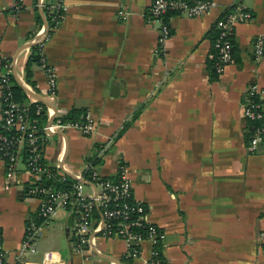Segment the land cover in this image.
I'll return each instance as SVG.
<instances>
[{
	"label": "crops",
	"instance_id": "crops-1",
	"mask_svg": "<svg viewBox=\"0 0 264 264\" xmlns=\"http://www.w3.org/2000/svg\"><path fill=\"white\" fill-rule=\"evenodd\" d=\"M49 1L63 9L42 46L57 81L53 102L45 99L47 72L41 64L32 65V82L25 78L30 45L41 29L48 31L44 7ZM212 1L216 6L207 15L169 17L171 35L162 57L155 53L159 25L149 16L151 0H23L18 10L14 0H0V63L6 61L26 97L42 101L51 117L72 108L90 112L94 132L54 133L44 147L45 161L73 174L81 168L73 164L92 160L108 178L123 168L133 197L166 235L167 264H264L259 238L264 146L248 149L249 123L243 115L251 85L264 100V51L259 58L254 54L255 40L264 37V0ZM236 2L251 19L235 26L237 61L211 78L207 33ZM1 108L0 96V115ZM18 175L28 176L23 164ZM83 184L84 192L98 189L91 180ZM39 203L21 186L9 187L0 157V231L8 264H15ZM68 215L59 209L43 225L35 252L21 256L23 264H144L147 242L143 255L133 260L124 256L127 244L115 237L98 238L92 253L74 252ZM60 221L65 240L49 231Z\"/></svg>",
	"mask_w": 264,
	"mask_h": 264
},
{
	"label": "built area",
	"instance_id": "built-area-1",
	"mask_svg": "<svg viewBox=\"0 0 264 264\" xmlns=\"http://www.w3.org/2000/svg\"><path fill=\"white\" fill-rule=\"evenodd\" d=\"M23 0H14L16 10L22 7ZM216 4L212 0H196L188 4L181 0H151L149 16L159 25L156 54L165 57L166 41L171 35L168 21L164 14L169 9H175L179 15L185 17H200L211 13ZM230 13L224 20L218 21L220 35L215 44L219 48L216 57L215 71L221 74L224 68L233 63L228 41L222 37L232 35L235 26L241 21L251 19V13L240 3H233ZM63 16V15H62ZM45 29H41L37 36V43L43 46L47 38ZM42 51V50H41ZM264 51V37H259L254 43V54L259 58ZM208 58L212 54L208 53ZM1 62V61H0ZM40 64L47 72V89L45 99L53 102L57 98V81L53 70L46 64L42 55ZM4 69L0 76V96L2 111L0 115V157L6 163V175L9 187L21 186L27 196L39 199V207L34 216L26 224L24 236L20 244L15 264H23L22 255L34 253L36 242L41 234L43 225L48 222L59 209H64L73 215V225L70 234L74 252L92 253L97 248L98 238H119L127 244L125 258L133 260L143 255L144 243L150 245L149 252L144 258V264H167L162 247L165 240L164 231L155 223L148 220L144 204L133 197L131 180L120 169L113 178L103 177L96 170L94 161L84 162L82 167L69 174L51 166L44 159V145L54 133L74 128L81 135L89 136L95 130V123L86 111L81 122H70L63 119V114L51 117L46 112V120L39 126L27 115V107H20L12 98L8 90L10 67L0 63ZM257 86L251 85L247 90L246 101L243 104V115L246 119L260 120L261 124L254 129L248 143V149L255 151L264 146V100L257 93ZM258 94L261 101L254 103L249 99ZM29 103L40 100L27 95ZM44 110L42 104L37 105V111ZM105 147L100 148L96 156L99 157ZM27 155L23 158V153ZM61 158V154L58 155ZM24 166L26 178L18 175L20 165ZM65 169V168H64ZM88 172L91 182L98 189L84 192L83 181ZM68 176L73 181L67 189H55L52 184L56 181L65 182ZM51 181L47 183L46 181ZM264 219V211L262 215ZM261 239V255L264 258V231L259 233ZM0 231V264H8L6 251L2 246Z\"/></svg>",
	"mask_w": 264,
	"mask_h": 264
},
{
	"label": "trees",
	"instance_id": "trees-1",
	"mask_svg": "<svg viewBox=\"0 0 264 264\" xmlns=\"http://www.w3.org/2000/svg\"><path fill=\"white\" fill-rule=\"evenodd\" d=\"M178 1V0H177ZM181 1H185L188 4L194 3L196 0H181ZM232 10L231 7L227 8L221 15L220 17L215 21L213 28L207 33V36L209 38H211V48L209 50V53L212 54V58H207V66H208V70L210 73V77L211 78H216L218 73L215 71V63H216V57L218 55L219 52V48L215 46V44L217 43V40L219 38L220 35V29L218 27V21L220 20H224L227 15L230 13V11ZM44 12H45V16H46V20L48 23V31L47 34H51V28L54 27L56 25L57 22H59L62 19V15H63V9L61 8L60 5L58 4H54L52 1H49L45 7H44ZM178 14L177 11L175 9H169L168 11H166V13L164 14V20H166V22L168 21L169 17L172 15ZM37 19V24L40 27H42V23L40 21V17L37 15L36 16ZM37 32L36 29H34L33 31L28 32L27 36L28 38L32 39V37L35 35V33ZM222 41H228L230 44V53L232 55L233 58V63L237 61V56H236V46H235V40H234V33L231 35H226L224 37H222ZM30 53L27 59V62L25 64V78L28 82H32V65L33 64H40V60L42 57V45L40 43H33L30 45ZM6 63L5 60H2V64ZM8 90L11 94V98L19 104L20 107H27V115L28 117L36 122L39 126L43 125V123L46 120V106L42 101H39L38 103H29L28 99L25 95V90L23 88L22 85H20L18 82H16L15 78L13 75L9 76V86H8ZM247 99V98H246ZM249 99H251L252 102L257 103L259 101H261V98L258 94L254 95L253 97H250ZM38 104H42L44 110H40L37 111V105ZM3 108V105H2ZM1 108V109H2ZM83 113V114H82ZM80 115L82 117H80ZM85 113H84V109H78V108H72L67 115H65L63 117V119L68 120L70 122H81L83 121V117H84ZM247 122L249 123L248 126V133H247V140L249 141L250 138L252 137V134L254 132V129L256 127H258L262 121L260 120H251V119H246ZM48 141L45 142V145ZM44 145V147H45ZM27 155L26 152L23 153V158H25ZM85 178L90 180V176L89 173L86 172L85 173ZM73 181L72 177L68 176L67 181L65 182H59L56 181L53 185V187H55V189H67L71 182ZM47 183H51V181L47 180Z\"/></svg>",
	"mask_w": 264,
	"mask_h": 264
},
{
	"label": "rangeland",
	"instance_id": "rangeland-1",
	"mask_svg": "<svg viewBox=\"0 0 264 264\" xmlns=\"http://www.w3.org/2000/svg\"><path fill=\"white\" fill-rule=\"evenodd\" d=\"M75 170L79 169L80 167H82V164L77 165V163L73 164ZM61 213L64 215V217L66 216V211L63 209H60ZM50 232H55L57 235H59V237L63 240L66 239V235H65V226L64 224L60 222H56L53 227L49 228Z\"/></svg>",
	"mask_w": 264,
	"mask_h": 264
},
{
	"label": "water",
	"instance_id": "water-1",
	"mask_svg": "<svg viewBox=\"0 0 264 264\" xmlns=\"http://www.w3.org/2000/svg\"><path fill=\"white\" fill-rule=\"evenodd\" d=\"M1 102H2V98H1ZM72 218H73V215H72V213H70L68 215V219H67V228H66L67 233H68L69 227L72 225Z\"/></svg>",
	"mask_w": 264,
	"mask_h": 264
}]
</instances>
